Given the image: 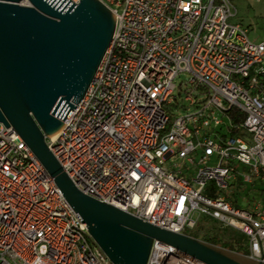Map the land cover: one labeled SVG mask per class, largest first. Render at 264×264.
<instances>
[{
  "label": "built area",
  "instance_id": "2783aa9c",
  "mask_svg": "<svg viewBox=\"0 0 264 264\" xmlns=\"http://www.w3.org/2000/svg\"><path fill=\"white\" fill-rule=\"evenodd\" d=\"M99 1L112 42L51 152L85 195L178 234L230 229L264 263V203L232 197L264 183V41L232 0ZM78 217L1 124L0 264H113ZM147 264L205 263L155 241Z\"/></svg>",
  "mask_w": 264,
  "mask_h": 264
},
{
  "label": "water",
  "instance_id": "95a60500",
  "mask_svg": "<svg viewBox=\"0 0 264 264\" xmlns=\"http://www.w3.org/2000/svg\"><path fill=\"white\" fill-rule=\"evenodd\" d=\"M115 23L99 0H0V124L22 137L113 264H147L155 241L205 264H264L85 195L51 152L47 139L84 98Z\"/></svg>",
  "mask_w": 264,
  "mask_h": 264
},
{
  "label": "rangeland",
  "instance_id": "374dc122",
  "mask_svg": "<svg viewBox=\"0 0 264 264\" xmlns=\"http://www.w3.org/2000/svg\"><path fill=\"white\" fill-rule=\"evenodd\" d=\"M232 2L237 9L236 17L232 20V22L240 23L243 27L248 28L250 32L249 36L252 41L257 43L263 42L264 0H232ZM186 79L187 75L184 74L179 82L183 80L185 81ZM244 190L245 191L243 193H237L232 196L234 201L239 200L241 207L246 208L247 206L252 205V203L259 201H263L264 203V183H262L260 179H255L253 184H245ZM212 228V224L209 225L208 223L201 222L195 231H189L187 235L193 238H203L213 234L211 231ZM239 236H241L242 240H246L243 235ZM225 240L226 239L223 238L222 242H225ZM244 255L249 256L248 254Z\"/></svg>",
  "mask_w": 264,
  "mask_h": 264
},
{
  "label": "trees",
  "instance_id": "16d2710c",
  "mask_svg": "<svg viewBox=\"0 0 264 264\" xmlns=\"http://www.w3.org/2000/svg\"><path fill=\"white\" fill-rule=\"evenodd\" d=\"M210 186H214V183H210ZM213 234L210 236L195 237L201 239L205 242L221 246L223 248L229 249L234 252L241 254H248L249 250L246 244V240H242L241 236L238 235L235 231L230 229L221 228L220 226H213ZM225 238V242H222V239Z\"/></svg>",
  "mask_w": 264,
  "mask_h": 264
},
{
  "label": "crops",
  "instance_id": "0c3cea01",
  "mask_svg": "<svg viewBox=\"0 0 264 264\" xmlns=\"http://www.w3.org/2000/svg\"><path fill=\"white\" fill-rule=\"evenodd\" d=\"M204 223H207V222H204ZM209 225H210V223H208ZM213 226H216V225H214V224H212ZM211 231H212V229H211Z\"/></svg>",
  "mask_w": 264,
  "mask_h": 264
}]
</instances>
